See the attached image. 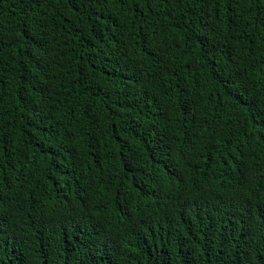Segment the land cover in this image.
I'll return each mask as SVG.
<instances>
[{"label":"trees","instance_id":"16d2710c","mask_svg":"<svg viewBox=\"0 0 264 264\" xmlns=\"http://www.w3.org/2000/svg\"><path fill=\"white\" fill-rule=\"evenodd\" d=\"M0 264L264 254V0H0Z\"/></svg>","mask_w":264,"mask_h":264},{"label":"snow or ice","instance_id":"6c2138e0","mask_svg":"<svg viewBox=\"0 0 264 264\" xmlns=\"http://www.w3.org/2000/svg\"><path fill=\"white\" fill-rule=\"evenodd\" d=\"M2 217H0V221H2ZM256 260H258L259 261V264H264V254H261L260 256H258L257 258H256ZM252 264H256V261L254 260L253 262H252Z\"/></svg>","mask_w":264,"mask_h":264}]
</instances>
